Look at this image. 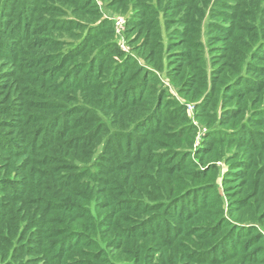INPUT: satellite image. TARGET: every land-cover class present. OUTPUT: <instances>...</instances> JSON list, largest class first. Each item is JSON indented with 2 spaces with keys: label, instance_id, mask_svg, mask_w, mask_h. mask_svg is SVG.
Returning a JSON list of instances; mask_svg holds the SVG:
<instances>
[{
  "label": "trees",
  "instance_id": "trees-1",
  "mask_svg": "<svg viewBox=\"0 0 264 264\" xmlns=\"http://www.w3.org/2000/svg\"><path fill=\"white\" fill-rule=\"evenodd\" d=\"M87 1L81 8L93 2ZM160 1H110V6L127 3L134 11L127 22L129 27L139 28L137 33L147 29L129 54L113 41L112 26L105 19L93 26L83 24L88 26L87 32L65 52L49 53L46 42L51 41L40 38L42 30L34 28L32 21L39 0L0 6V15L10 11L14 16L16 8L23 12L22 17L17 14L16 29L31 49L27 52L31 59L19 66L25 68L26 76H16L13 85L10 111L15 126L10 136L15 139L0 141L2 159L10 166L0 177V264H15V253L19 251L38 253L39 264H121L112 260L114 253L110 249L120 251L119 256L129 253L132 264L156 257L161 264H264V166L257 167L254 160L259 151L246 157L247 152L258 149L256 134L244 126L238 131L227 130L242 111L225 109L221 114L225 120L220 118L225 130L213 131L206 142L211 138L219 146L245 148V158L230 162L220 190L209 183L198 186L192 181L208 176L213 169L214 161L207 157L210 148L203 144L192 149L195 129L186 118L185 106L163 88L157 92L153 84L159 81L155 73L164 64L166 76L184 77L177 90L183 96L188 92L200 95L206 77L212 91L196 103L197 117L204 115L206 104L222 86L221 93L229 102L236 100L246 105L252 92L261 98L264 39H259L258 33L262 31L264 37V4L247 10L250 5L245 1V10L231 8L236 12L233 20L238 13L245 15V26L221 27L229 40L228 53L221 58L222 68L208 74L207 64H203L196 48L200 43L199 27L213 10L209 0H199L201 6L194 4L195 0H163L164 12L173 15L188 6L182 17L166 19L167 25H171L170 21L180 25L170 30L167 44L159 31V18L150 17L148 21V15L154 14L150 11L156 12ZM237 30L242 31L241 36ZM99 32L111 39L94 49L91 39ZM253 39L257 42L251 43ZM12 43L0 40L1 57H6L3 48L12 57L20 53ZM52 43L58 46L65 42ZM246 54L249 59L260 60V66L248 61L243 64ZM56 55L61 57L56 65L37 70ZM79 58L86 59L78 62ZM68 63L70 68L57 85L58 69ZM66 88L80 91V101L88 108L75 106L76 98L73 92L64 93ZM99 88L103 89L100 93ZM21 96L25 100L17 104ZM168 106L171 110L164 114ZM170 114L182 122L173 132L172 126H164V122L174 121ZM254 114L255 120L264 123V108ZM258 135L264 136V132ZM192 155H198V161ZM58 157H65L76 172L61 175L58 168L51 166L56 159L61 160ZM11 169L18 171V177L8 176ZM228 181H239L250 188L244 201L233 198L242 190L229 189ZM92 205L105 214L95 218ZM242 208L248 209L245 220L238 214ZM196 236L204 244L198 242L197 251L186 254L188 238ZM25 239L35 248L22 246L26 245L22 244Z\"/></svg>",
  "mask_w": 264,
  "mask_h": 264
},
{
  "label": "rangeland",
  "instance_id": "rangeland-1",
  "mask_svg": "<svg viewBox=\"0 0 264 264\" xmlns=\"http://www.w3.org/2000/svg\"><path fill=\"white\" fill-rule=\"evenodd\" d=\"M111 0H93L91 4L84 6L85 2H89L87 0H39V8L34 10V17L32 18L33 23L39 31L42 30V33L40 35L41 39H47L49 42H46V44L49 47V53H58V52H65L66 49L70 48L74 44L79 43L82 39V37L85 35L86 28L88 26H93L96 24L95 22L101 21L102 19H105L109 24L112 26V35H110L113 38V41L116 42L118 48L125 52L126 54L133 53L132 50L140 44L142 41L144 34L147 32V29H143L144 31L142 33H137L138 29H132L131 25L130 27L127 25V22L130 20L131 14L134 12L129 8L127 3H116L113 6H110ZM150 2H155L156 0H149ZM245 1H247V10H254L259 8L261 5L264 4V0H209V7H213V10L211 12H208L205 18L204 23L202 26L200 25L199 30H201L200 34L198 35L199 39V45L196 48L198 50V54L201 55V58L204 60V65L206 62L207 66V72L210 73L211 70H220L224 64V61L221 59L223 56H226L225 54L228 53L226 48L229 46L227 39L228 37L224 35V32H222L221 27L228 28V26H234L242 28L245 26V15H242L238 13V22H236V19L233 20L232 16L236 15V12H234L231 8L235 6H239L240 8L245 10ZM9 3V6H13L12 4H15V6H20V4L23 2V0H0V6L3 5L2 3ZM165 2V1H164ZM164 2L163 0L160 1V6L156 8L155 10L150 11L154 12V14L148 15V21L151 18H159L161 21L160 24V32L163 37V43L167 44V36L170 30L179 27L176 23L172 24L175 21H170L171 25H167L166 19L174 20L177 18L182 17L183 11H187L188 6H186V9H181L179 13H176V15H173L171 12L165 13L164 12ZM194 4H197L201 6V3L199 0H195L193 2ZM37 7V5H35ZM82 9V10H81ZM184 11V12H185ZM11 12H6L5 15H0V40H3L8 45L11 42L15 45L16 50H20L19 54L15 57H12L9 55V53L6 51V49H2L3 53L6 57L0 56V141H2L4 138L13 141L15 139L14 135H11L13 124V120L15 119L14 115L12 114L11 109V103H13V97L14 94L13 91V85L15 81L16 76H26V70L25 68L21 69L19 66L25 65L31 58L29 55H27V52H31V49L25 45L24 42L20 39L21 34L18 35V30L16 29V26L18 25V18L17 14L22 17L23 12L20 11V8H16V11L14 12V16L10 14ZM93 14V15H92ZM194 13H192V16ZM31 16V14H30ZM5 17V18H2ZM151 17V18H150ZM94 18V19H93ZM198 18V17H197ZM122 19L124 24L121 26V29L117 30L116 27V21ZM47 20H51V22H46ZM54 20V21H53ZM75 21L77 23H74L73 25H69L67 21ZM95 20V21H94ZM5 22V24H3ZM94 22V23H93ZM92 25H83V24H89ZM187 24V23H186ZM154 26L157 24H153ZM41 26V27H40ZM187 26V25H186ZM159 27V26H157ZM146 28V27H145ZM16 29V30H15ZM118 31V32H117ZM238 36H241L242 31L237 30ZM259 39L263 40L264 37L262 35V31L259 33ZM12 36V37H11ZM245 36V35H244ZM110 37H108V34L99 32L98 36L91 39V43L94 46H96L94 49H97L100 46H103L106 44ZM60 40L65 43H59L57 46L56 44L52 43L53 41ZM94 40V41H92ZM30 42H33L34 40H29ZM97 43H96V42ZM257 42L256 39L251 40L252 42ZM264 42V41H263ZM233 43V42H232ZM236 43V41H234ZM262 44V43H261ZM5 46V45H3ZM164 45H162L163 47ZM233 47V46H232ZM1 49V48H0ZM94 49L92 48V53L94 52ZM1 50V51H2ZM148 52H150L151 49L146 48ZM87 51V50H86ZM81 49V52H86ZM196 52V54H197ZM135 53V52H134ZM27 56H25V55ZM79 54V53H78ZM33 56V55H32ZM31 56V57H32ZM12 57V58H9ZM56 59L51 60L48 64L44 63L43 65L36 67L37 70H45L48 67H52L56 65L59 62V59L61 58L56 55ZM249 54H246L244 56L243 64H245L247 61L250 62L253 66H257L261 63L258 59H249ZM86 58H79L77 59L78 62H84ZM61 60V59H60ZM242 62V58H241ZM141 64H143L142 61H140ZM243 64H240V68L243 66ZM62 65V64H61ZM71 63L65 64L62 66V68L58 69V77L55 79V83L60 84V81H62L64 73L70 68ZM165 65H163V68L160 72H156L155 75L158 77V80L161 82L162 87H160V82L157 81L154 82V88L158 92L160 88L166 90L167 95L173 97L177 102H179L181 105L185 106V115L190 124L194 127V140H193V148H196L198 146H201L203 144H207V148H210L207 157L211 158L214 163L212 165V170L208 174V176L196 180L195 182L192 181V184L195 185H201V184H212L214 186H218L220 190L221 181L225 179L226 173L230 170V167L228 165L230 162H235L236 160H240L242 158H245V148H240L239 146H236L234 144H231L229 146L224 147L225 145H217L215 142L212 143V139L208 142H206V137L209 136V134H213V131L217 132L220 129L225 130L220 121L222 112H225V109L227 108H238L242 112L238 113L237 117L233 119V123H231V126L227 128L228 131H238L242 126L244 128L249 129L250 131H253L254 134H256L254 137L256 138V143L258 149H253L250 152H247L246 157L252 156L253 151H259L258 153H255L254 160L257 161V167H263L264 166V136L258 135L264 132V123L258 120H255V114L254 111L256 110H262L264 108V93L261 98L257 97L256 92H252L249 95V100L246 101V105L244 102L239 101H232L229 102L227 97H224L222 95L221 90L222 87H220L216 93V96L210 100L202 112L204 115L197 117V113L195 112V105L206 94L207 92H211L212 89H210V83L206 81L207 78L205 77L203 80L204 87L202 88L200 95L196 94L192 95V92L186 93V95H180L177 93L178 87L180 84L183 83L184 77L181 75L176 76H166V69ZM260 66V65H259ZM113 67V64L110 65V68ZM159 70V69H158ZM185 75V74H184ZM213 76V75H212ZM213 79V78H212ZM201 80L198 79V82ZM70 84H73L72 81L69 82ZM152 84V83H151ZM206 84V85H205ZM73 88H66L63 90L64 93L71 94L72 96L76 98L75 106L77 107H85L88 108V104H86L84 101L83 103L80 101L82 100L81 92L77 90L73 91ZM98 93L102 92L103 89H97ZM92 91H89L90 93ZM91 97V94L87 95ZM25 99L21 96L19 100L16 102L19 104L20 102L24 101ZM70 106V105H69ZM68 106V107H69ZM89 107L90 104H89ZM190 107V108H189ZM192 108V109H191ZM164 114L166 112H169L171 110V106H168L167 109H164ZM60 111L57 114H61ZM169 117H173L174 121L164 122V126L169 125L170 131H174L175 128L179 127L182 122L180 118L175 114H170ZM16 118L19 120V117L16 116ZM109 117H107L108 119ZM225 118L222 117L221 120ZM18 122V121H16ZM116 128V127H114ZM166 127H164L163 130H165ZM1 143H0V177H2V174L5 170L10 169V166L4 163V157L1 155ZM38 154H41V150L34 151ZM61 160H55L52 163V167H56L59 169V172L61 175L64 174H74L76 171L71 169L70 162L65 159V157H58ZM191 158L195 161H198L199 156L198 155H192ZM40 159V158H35ZM45 160V159H43ZM229 162V163H227ZM42 163L45 164V161ZM85 164V163H84ZM12 166V165H11ZM18 171L11 169V172L9 173V177L14 179L17 176ZM69 180V179H67ZM232 181L227 182V186H229V189L236 188L237 192L240 190L241 193H239V196H235V192L232 194V197L235 200L244 201L245 198L250 194L251 190L250 188L243 187L242 183L240 184L239 181H235V183H231ZM221 193V192H220ZM226 200L225 198L223 201ZM95 205H92L91 212L94 213L95 218L98 219L99 215H104L105 212L100 211V209H94ZM239 216L243 217V220L247 218L248 215V209L245 210V208H242L239 211ZM97 221V220H95ZM245 223V221H244ZM245 225V224H243ZM1 226V223H0ZM104 229H101V232H103ZM29 235L27 236V238ZM30 239V238H29ZM29 239H25L22 244V246L26 247H34V244L29 243ZM217 239V238H216ZM36 240V239H32ZM241 242L245 241V239H241ZM204 244L202 242V239L197 237H189L187 240V244L184 247V252L186 254H190L191 252H196L197 249H195L199 244ZM113 254V261H116V263L121 264H127L131 263V261L128 260V254L125 253L124 256H119L120 251H114L109 250ZM15 255H17V262L15 264H39L40 255L38 253H28L24 254L21 251L16 252ZM71 261V260H70ZM159 261V260H158ZM157 261V257L154 259H148L143 260L142 264H161Z\"/></svg>",
  "mask_w": 264,
  "mask_h": 264
},
{
  "label": "built area",
  "instance_id": "built-area-1",
  "mask_svg": "<svg viewBox=\"0 0 264 264\" xmlns=\"http://www.w3.org/2000/svg\"><path fill=\"white\" fill-rule=\"evenodd\" d=\"M124 24L123 20L122 19H119L116 21V27H117V30L121 29V26ZM118 32V31H117ZM190 108V107H189ZM192 109V108H191Z\"/></svg>",
  "mask_w": 264,
  "mask_h": 264
}]
</instances>
